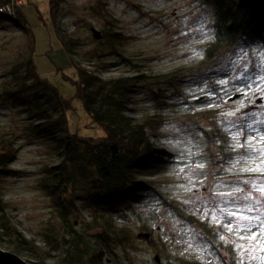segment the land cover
<instances>
[{"label":"rangeland","instance_id":"obj_1","mask_svg":"<svg viewBox=\"0 0 264 264\" xmlns=\"http://www.w3.org/2000/svg\"><path fill=\"white\" fill-rule=\"evenodd\" d=\"M22 4V23L0 15V137L12 135L17 150L10 163L17 174L3 182L0 201L12 225L43 251H49L43 229L57 239L65 234L59 209L37 188L41 170L57 160L54 141L26 138L22 131L28 101L38 96L47 105L55 98L53 92L43 85L11 98L5 92L16 89V77L22 75L31 82L35 72L69 100L75 96L73 81L78 79L73 59L103 80L135 79L127 115L136 120L151 115L156 121L154 133L159 135L153 140L159 150L171 155L166 172L149 178L158 183V193L163 196L153 192L141 204L125 210L130 222L124 225L117 221L119 216L113 220L115 226H127L136 233L145 226L148 231L143 233L151 235L153 244L141 241L129 259L120 255L118 262L105 259V264H159L157 255L161 264L177 258L207 264L195 250H180L178 228L183 238L208 252L217 264H239L241 256L245 264H261L258 252L263 248L257 237L224 230L210 213L199 217L196 202L216 206L242 222L264 221V45L240 42L209 61L204 48L213 38V11L202 0H55V4L22 0ZM107 22L125 38L121 45L124 56L106 45L102 35L109 28ZM96 32L101 36L97 38ZM63 39L75 43L71 58ZM30 58L33 71L26 64ZM142 75L157 78L162 86L170 85L165 81L171 79L165 76L176 77L178 89L167 88L170 105L153 103L148 95L151 85L147 79H139ZM245 84L256 90L254 103L231 100L240 97ZM213 100L221 105L213 107ZM67 118L71 131L91 137L104 134L88 127L90 117L78 99L73 100ZM216 133L225 140L217 139ZM171 201L185 214L208 218L218 229L216 241L209 240V246L200 242L198 231L168 206ZM154 211L166 220L153 230L148 221ZM77 216V221L90 219L84 209ZM0 249L29 264H60L61 260L59 249L51 250L45 260L26 251L16 252L8 242L0 244Z\"/></svg>","mask_w":264,"mask_h":264},{"label":"trees","instance_id":"obj_2","mask_svg":"<svg viewBox=\"0 0 264 264\" xmlns=\"http://www.w3.org/2000/svg\"><path fill=\"white\" fill-rule=\"evenodd\" d=\"M202 2L213 11V38L204 48L209 61L217 59L222 52L234 48L240 42H261L264 45V22L242 7L240 0ZM51 3L55 4V0H51ZM21 6L23 4L17 7L16 17L1 12L0 15L22 23ZM107 24L109 28L102 35L106 45L119 56H124L121 45L125 38L115 31L112 22ZM63 40L70 55L75 43ZM33 61L30 58L26 63L29 71L35 69ZM71 61L73 67H76L78 79L73 81L75 96L69 100L60 96L47 78L35 72L31 82L22 75L16 77V89L5 92L11 98L23 90L41 85L53 92L55 98L47 105L43 99H37L38 96L28 101L22 131L26 138H49L54 141L57 160L41 170L37 188L59 209L66 225L65 234L57 239L54 233L43 229L42 234L49 251L41 250L12 225L8 211L0 201V244L8 242L16 252L26 251L42 260L50 256L51 250L59 249L60 264H105V259L118 262L120 255L129 259L130 254L138 250L141 241L153 244L152 238L147 240L140 236L148 231L145 226L136 233L127 226H115L113 220L125 215V210L129 211L141 204L153 192L163 196L158 193V183L149 178L166 172L171 164V155L159 150L154 142V136L159 135L154 133L156 121L151 115L139 120L127 115L135 79L116 77L103 80L94 72L77 65L73 59ZM142 78L147 79L151 85L148 95L153 103L159 106L170 105L167 88L171 86L178 89L176 77L165 76L171 79L165 81L170 84L167 86H162L157 78L145 75L139 77L140 80ZM75 99L81 102L90 117L88 127L103 130L102 136H83L79 130L69 129L67 112ZM216 134L219 136L215 135L217 139L225 140L219 133ZM5 136L0 137V197L5 179L17 174L10 169V163L17 156L12 141L14 138L8 134ZM223 156L227 157L224 152ZM172 202L168 206L173 207L187 224L198 231L200 242L209 246V240L216 241L214 238L218 229L208 218L200 219L191 212L185 214L176 202ZM81 209L88 212L89 220L77 221V213ZM214 248L216 255L221 256L218 248ZM174 260L170 264H195L186 258Z\"/></svg>","mask_w":264,"mask_h":264},{"label":"built area","instance_id":"obj_3","mask_svg":"<svg viewBox=\"0 0 264 264\" xmlns=\"http://www.w3.org/2000/svg\"><path fill=\"white\" fill-rule=\"evenodd\" d=\"M22 4V0H5L2 3V7L0 9L1 13H6L11 17H16V10L17 7ZM243 91L238 97L240 100H243V103H254V99L256 96V90L253 88V86L249 84H245L242 87ZM237 99V98H236ZM213 107H218L221 105L219 100H213L212 101ZM252 134V133H251ZM196 159L193 158V162L195 163ZM178 172V174H181L180 171L177 169L175 170ZM196 210L199 217H204L208 213H210L213 218L218 221L224 230H230L235 229L239 230V232H242L243 234L250 235L253 237H257L260 242V247L263 248V251H259L258 255L261 261V264H264V221L255 219L250 222H242L229 214L225 212H221L216 206L213 205H202L200 201L196 202ZM225 211V210H224ZM135 212V211H134ZM134 217L136 214H133ZM128 215L119 216L117 218V221L124 225V223L130 222V218ZM166 218L158 211H154L153 215H151V218L148 221L149 227H151L153 230L157 229L160 224L165 221ZM177 235V241L179 243V248L182 252H187L190 249H193L196 251V253L204 259V261L207 264H217L214 257H212L208 252L204 250L198 249L194 243H192L190 240L185 239L182 237V231L180 228H178ZM239 264H245L244 256H241Z\"/></svg>","mask_w":264,"mask_h":264},{"label":"water","instance_id":"obj_4","mask_svg":"<svg viewBox=\"0 0 264 264\" xmlns=\"http://www.w3.org/2000/svg\"><path fill=\"white\" fill-rule=\"evenodd\" d=\"M240 4L246 10H248L252 16L256 19L264 22V0H240ZM97 38L101 36L100 33L96 32ZM238 98V95L231 97V100H235ZM1 152V147H0ZM141 237L145 239H149L151 237L150 234H141ZM158 263H160V258L157 256L155 259ZM0 264H29L25 260H23L20 256L12 253L6 252L0 249Z\"/></svg>","mask_w":264,"mask_h":264},{"label":"snow or ice","instance_id":"obj_5","mask_svg":"<svg viewBox=\"0 0 264 264\" xmlns=\"http://www.w3.org/2000/svg\"><path fill=\"white\" fill-rule=\"evenodd\" d=\"M244 219H246V218H244Z\"/></svg>","mask_w":264,"mask_h":264}]
</instances>
